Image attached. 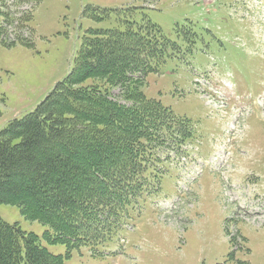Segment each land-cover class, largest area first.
<instances>
[{
    "label": "rangeland",
    "instance_id": "1",
    "mask_svg": "<svg viewBox=\"0 0 264 264\" xmlns=\"http://www.w3.org/2000/svg\"><path fill=\"white\" fill-rule=\"evenodd\" d=\"M6 3L15 19L33 10L31 23L8 25L10 41L31 37L32 45L0 36V129L33 111L69 74L90 30L117 27L126 8H135V27L146 15L176 44L139 84L178 121L149 146L156 188L127 207L120 230L101 245L76 246L68 263L264 264V0ZM95 9L108 16L95 19ZM121 89L111 86L110 97L129 104ZM183 119L192 132L185 138L175 135ZM0 217L66 256V245L47 243L46 226L18 206L0 204Z\"/></svg>",
    "mask_w": 264,
    "mask_h": 264
},
{
    "label": "trees",
    "instance_id": "2",
    "mask_svg": "<svg viewBox=\"0 0 264 264\" xmlns=\"http://www.w3.org/2000/svg\"><path fill=\"white\" fill-rule=\"evenodd\" d=\"M134 11L124 9L115 28L91 29L69 74L33 111L0 129V204L18 206L26 219L46 226L47 243L67 247L66 256L53 254L36 233L0 217V264H69L72 249L104 243L121 229L127 207L151 183L156 188L149 146L157 147L178 121L139 84L176 44L146 15L135 27ZM96 12L95 19L108 16ZM32 18L29 11L10 21L20 27ZM0 35L8 46L32 45L31 37L8 42L6 27ZM114 84L129 104L110 97ZM188 125L179 122L175 135L188 137Z\"/></svg>",
    "mask_w": 264,
    "mask_h": 264
}]
</instances>
